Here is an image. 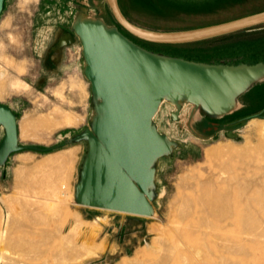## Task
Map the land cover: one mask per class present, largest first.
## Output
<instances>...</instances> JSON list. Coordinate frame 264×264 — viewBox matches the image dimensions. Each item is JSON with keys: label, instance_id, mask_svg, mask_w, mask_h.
<instances>
[{"label": "rangeland", "instance_id": "1", "mask_svg": "<svg viewBox=\"0 0 264 264\" xmlns=\"http://www.w3.org/2000/svg\"><path fill=\"white\" fill-rule=\"evenodd\" d=\"M40 1H4L0 15V77L5 85L3 92L0 91V104L9 106L17 114L19 143L50 147L60 143V135H72L88 126L90 92L82 72L79 42L73 36L75 42L72 45L61 48L57 45L51 50L52 45L59 43V31L54 32L55 27L50 23L40 22ZM82 1L79 4L68 3L73 11L69 27L77 11L73 5L83 6ZM119 1L129 22L156 31L198 28L264 10V0ZM90 5L107 23L116 25L126 37L153 52L209 63L223 60L229 64H254L264 61V27L234 33L217 41L188 45L152 44L140 41L119 26L105 0H94ZM8 59L21 64L23 73L19 74L11 67ZM14 81L21 82L23 88H12ZM58 89L61 92H56ZM243 101L250 105L245 107ZM240 102L244 107L231 115L221 119L200 117L193 124L200 134L216 133L211 140L194 136L184 127V120L172 122L168 115L170 107L162 105L156 124L179 146L158 164L156 180L159 195L154 217L75 204L73 190L84 154L82 144L46 153L23 150L11 154L5 166L0 168V228L4 231L0 240V264H117L122 259L135 256L144 261L160 257L166 247L164 235L183 216V204L196 196L202 197L209 189H219L221 184L217 176L222 172L226 178L233 172L232 176L237 177L245 194L252 197L237 230L238 235L248 236L247 249H233L228 261L230 264H264V209L257 204L258 195H254L264 183L263 149L260 147L264 138L250 123L253 119L264 123V118L253 116L264 114V82L242 95ZM65 111L76 113L82 118L81 122L75 127L56 128L58 117ZM39 115L45 116L42 118L49 120V124L57 120L52 124L55 126L56 123V127L51 125L53 128L47 129L48 132L42 127L33 130L35 126L27 122L36 116L41 118ZM52 119L55 120L51 122ZM25 124L27 128L29 126L28 130L32 127L33 132L30 129V133L33 138L23 127ZM23 128L30 139L23 136L27 133H23ZM229 131L236 133L237 139L227 137ZM2 138L0 127V142ZM208 148H216L226 154L221 153L224 157L219 155L206 161L205 150ZM245 148L250 152L243 155L244 159L237 153L231 154L232 157L227 153L230 149L241 151ZM70 150L74 159L63 171L66 175L64 180L62 171L50 174L46 169H39L45 159ZM17 171L20 172V180L15 177ZM181 177L184 180L180 181ZM51 254L60 257L44 262L43 258Z\"/></svg>", "mask_w": 264, "mask_h": 264}, {"label": "water", "instance_id": "2", "mask_svg": "<svg viewBox=\"0 0 264 264\" xmlns=\"http://www.w3.org/2000/svg\"><path fill=\"white\" fill-rule=\"evenodd\" d=\"M0 0V15L4 8ZM116 23L133 37L152 44L188 45L264 27V10L233 20L179 31L138 27L123 15L118 0H105ZM73 5L69 34L58 47L79 42L82 72L89 83L88 126L75 134L59 136L60 143L38 147L19 143L17 114L0 104V168L11 154L23 150L46 153L82 144L84 154L77 171L75 204L154 217L157 170L179 143L159 130L156 117L167 104L172 122L202 140L216 136L198 133L200 117L221 119L242 109L240 97L264 82V61L229 64L192 61L147 50L122 34L116 25L98 16L87 0ZM75 37H74L71 35ZM264 118V114H255ZM227 137L237 139L229 131Z\"/></svg>", "mask_w": 264, "mask_h": 264}, {"label": "bare ground", "instance_id": "3", "mask_svg": "<svg viewBox=\"0 0 264 264\" xmlns=\"http://www.w3.org/2000/svg\"><path fill=\"white\" fill-rule=\"evenodd\" d=\"M8 60H9V65L15 68V70L19 74L23 73L24 68L21 64H15L16 62L14 63V61L11 59ZM4 85L5 84L2 78L0 77V91L3 90ZM22 86L23 84L19 81H14L11 84V87L14 89L21 88ZM75 115L72 114L71 111L70 112L68 111V113L64 115L65 117L64 120L61 121L60 119L61 122L52 119L51 122L55 120L59 123L57 125L58 127H56V123L55 126H53L55 121L52 123L53 125L49 124L50 121L48 120L47 122V119H43L45 118V116L43 117V115H39V117L41 116V118H38L36 116L38 119L35 117L36 119L34 118V120L32 119L31 121L29 120L28 122L27 121L26 122L30 124V126H35L33 130H35V128L37 127L38 128L42 127L43 129H46L44 131H47V129H51L53 127L59 128L64 125L74 124L75 126V123H77L80 120V118L78 120L77 119L78 117ZM50 117L52 116L50 115ZM250 123L253 124L255 128L260 131L261 136L264 138V123H258L256 119L251 120ZM25 125L26 126L23 127L27 128V124ZM23 129H24L23 133L25 131L27 132L25 128ZM30 129L32 131V127ZM30 129L28 130L29 133H30ZM28 132L21 134H23V136L25 137L26 134H29ZM26 136H27L26 138L30 139L32 137V134L30 135L31 137H29L28 135ZM260 147L263 149L261 154H263L262 159L264 160V142L261 143ZM249 150L250 149L248 148H245L244 150L241 151H237L236 149H230L229 152L227 153H229L230 155L231 154L234 155L233 153H237L239 154L238 156L242 155L243 157L242 159H244L245 156L244 154L246 152L249 153L250 152ZM259 151H261L260 148ZM221 153L223 152L220 151L219 149L208 148L205 150V159L206 161H210L212 158L217 157L219 155H220L219 157L222 158L224 156H221L222 155ZM225 154L223 153V155ZM73 156L74 155L70 150V152L68 153H62L60 155L49 157L45 159L42 163H40L39 169H43V170L46 169L47 171H49L48 173L50 174L62 171L61 176H62V180H64L63 178L66 177V175L64 176L63 171L67 168L69 164H71V162L74 159ZM225 160L228 161L227 159ZM228 165L230 166V164ZM231 170L229 169V171ZM222 173H219L217 176V179L219 180L218 183L221 184L219 189L217 190L209 189L204 193L202 197L196 196L194 198H191L189 202L187 201L183 204L181 209L183 216L181 217V219L176 220L174 222L173 227L169 231H167L164 235L166 247L164 248L163 253L160 255V257L157 258L154 257L150 260L144 261V260H139L138 257L135 256V258L122 259L117 264H128L129 260L131 262L132 260L134 261L133 263L130 264H221V263L223 264L225 262H226L225 264H228L229 263L228 260L232 256L233 249L246 250L248 245V238H247L248 236L243 237L245 235L242 236L238 235L237 230L241 225V219L243 216V212H245L246 205L250 199L252 200V197L247 196L249 195L248 193H246L247 195L245 194L244 189L241 186H239L237 177L235 178L234 176H232L233 172H231L232 175H230V177L227 178L223 176ZM15 177H17V180H20L21 178L20 172L17 171ZM183 178L181 177L180 181L184 180ZM255 194L258 195L257 204L264 209V183H263V188H257L255 190L254 195ZM193 206L194 209H192ZM197 206H199L200 209H196ZM3 237H4V231L1 230L0 228L1 241ZM58 256L60 257V255ZM58 256L51 254L45 256L43 258V261L45 262V260H49V259L54 260L55 258H58Z\"/></svg>", "mask_w": 264, "mask_h": 264}, {"label": "flooded vegetation", "instance_id": "4", "mask_svg": "<svg viewBox=\"0 0 264 264\" xmlns=\"http://www.w3.org/2000/svg\"><path fill=\"white\" fill-rule=\"evenodd\" d=\"M81 0H41L39 2L41 13L39 20L42 23H50L52 26L55 27L53 29L54 32L59 31V37L69 34V23L71 21V16L73 14V11L70 6H68V3L73 4H79ZM91 4H94V0H87ZM96 11V9H95ZM37 22V21H36ZM72 35V34H71ZM73 36V35H72ZM58 45L56 44L52 45L51 50L55 48ZM73 49V47H72ZM67 51H70L69 48H66ZM243 104H245V107H248L250 104L243 101Z\"/></svg>", "mask_w": 264, "mask_h": 264}, {"label": "crops", "instance_id": "5", "mask_svg": "<svg viewBox=\"0 0 264 264\" xmlns=\"http://www.w3.org/2000/svg\"><path fill=\"white\" fill-rule=\"evenodd\" d=\"M118 4H119V2H118ZM119 7H120V5H119ZM120 9H121V8H120ZM123 15H124V14H123ZM125 18H126V17H125ZM198 28H199V27H198ZM192 29H194V28H192ZM180 30H188V29H180ZM173 31H179V30H173ZM56 92H61V89L56 90ZM69 112H70V111H69ZM66 113H68V111H65L64 113H62V114L60 115V117H58V119H59L58 121H59V122H61L62 120H64V118H65L64 115H66ZM71 113L74 114V115L76 114V113H74V112H71ZM62 116H63V117H62ZM75 116L78 117V118H77L78 120H79V118H80V120L78 121V122L80 123L81 120H82L81 117L78 116L77 114H76ZM61 117H62V118H61ZM60 119H61V121H60ZM78 122L75 123V126H77V125L79 124ZM75 126H74V124H72V125H64V126H61V127H59V128H67V127H75Z\"/></svg>", "mask_w": 264, "mask_h": 264}, {"label": "trees", "instance_id": "6", "mask_svg": "<svg viewBox=\"0 0 264 264\" xmlns=\"http://www.w3.org/2000/svg\"><path fill=\"white\" fill-rule=\"evenodd\" d=\"M118 2H119V5H120V8H121V11H122V13L124 14V16H126L125 15V13L123 12V10H122V7H121V3H120V1L118 0ZM154 8H155V6H153ZM156 9V8H155ZM233 35H235V34H230V35H228V36H224V37H222V38H216V39H213V40H211V41H217V40H220V39H226V38H229V37H231V36H233ZM141 41V40H140ZM148 43V42H147ZM217 62H219V61H217ZM238 63V62H237Z\"/></svg>", "mask_w": 264, "mask_h": 264}]
</instances>
